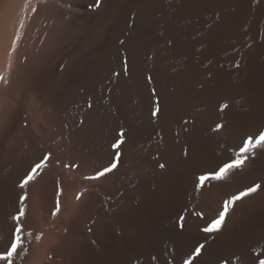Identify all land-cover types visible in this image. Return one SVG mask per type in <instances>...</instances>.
Masks as SVG:
<instances>
[{
    "label": "bare ground",
    "instance_id": "6f19581e",
    "mask_svg": "<svg viewBox=\"0 0 264 264\" xmlns=\"http://www.w3.org/2000/svg\"><path fill=\"white\" fill-rule=\"evenodd\" d=\"M261 136L264 0H0L11 264H260Z\"/></svg>",
    "mask_w": 264,
    "mask_h": 264
},
{
    "label": "snow or ice",
    "instance_id": "6c2138e0",
    "mask_svg": "<svg viewBox=\"0 0 264 264\" xmlns=\"http://www.w3.org/2000/svg\"><path fill=\"white\" fill-rule=\"evenodd\" d=\"M154 114H155V113H154ZM121 135H122V134H121ZM260 141H261V142H264V136H261V137H260ZM121 143H123V140H122V139H120L117 143H114V144L112 145V147H113V148H119ZM249 146H251V142H249V145H248V146L242 148V149H241V152H247ZM116 155L119 156V153H116ZM243 163H244V160L241 159V158H237L235 161H233V162H231V163H225V164L219 169V171L214 175L213 178L219 180V179L223 178V176H224V175H225L230 169L239 168V167H241V165H242ZM40 166H41L40 164H37V165L35 166V168H39ZM115 167H116V164H112V165H111V168H106V169H105V172H107V171H111L112 168H115ZM160 167L163 168L164 165H160ZM35 168L32 170L33 172L35 171ZM103 174H104V172L99 173V175H103ZM32 178H33V177H32L31 175H29L28 178H27V180H25L24 183H22V184L20 185V187L23 188L24 185L27 184L28 180H31ZM208 179H209L208 176H205V175H201V176H199V177H198V182H199V183H198V186L203 185V183H204L206 180H208ZM260 187H261V186H260L259 184H255V185H253V186H251V187H248L246 190L240 192L238 195H233V196L231 197L230 200L225 201V203H224V210L221 211V212L219 213V219L213 220V221L211 222V224H210L208 227H205V228L203 229V231H204V232H214V231H217V230L219 229L220 224H221L222 221L224 220V217H225L226 212L228 211V206H229L230 204L234 203L235 201H238V200L242 199V198L245 197V196H248V195H250V194H252V193H255L258 189H260ZM21 215H22V213H21ZM197 215L202 216L203 214H202V213H197ZM19 231H20V229L17 228V229H16V232H17L16 240H15V242H12V243H11V245H10V250H9V249H5V251H6V255H0V260H4V261H6L7 264H11V259H10V258L16 253L17 247L19 246V241H20V237H19V234H18ZM203 247H204V245H202V244L199 245L198 247H196V248L194 249L195 253H196L197 255H199V254L201 253V249H202ZM185 264H191V261H186ZM260 264H264V260H261V261H260Z\"/></svg>",
    "mask_w": 264,
    "mask_h": 264
}]
</instances>
